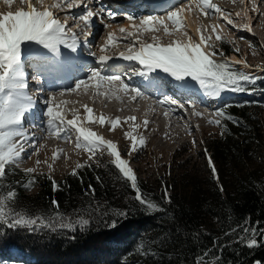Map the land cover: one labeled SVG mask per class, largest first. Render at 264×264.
<instances>
[{
    "label": "snow or ice",
    "instance_id": "snow-or-ice-1",
    "mask_svg": "<svg viewBox=\"0 0 264 264\" xmlns=\"http://www.w3.org/2000/svg\"><path fill=\"white\" fill-rule=\"evenodd\" d=\"M5 5H11L13 0H3ZM22 5L27 6L19 8L15 12L8 11L0 13V182L5 180L8 175V169L15 170L23 159L27 156L30 158L31 153L29 148L38 152L36 148V137L29 133L24 128V123L27 114L33 113L37 99L29 94L28 80L26 78L25 65L28 60L40 52L46 53L41 57L47 62L55 57H62V62L69 69H74L77 72H87L83 77L74 76L75 86H69L65 91L76 92L81 87L85 91L91 89L95 95H117V93H131V99L135 101L138 97L141 99H149L148 96L140 90L138 86H132L126 83L120 74L116 73V67L109 63L114 59V56L108 55L110 46L117 42L118 37L112 32L107 33L104 42L99 45V55L96 52H88V55L95 60L99 67H94L92 64L81 60L79 56H74L78 50L89 43V36L92 35V29L95 25L94 17H99L100 23L105 29L111 28L116 22V14L107 12L103 7L95 8L93 11L86 3V0H55L51 5L45 4L44 0H35L36 7L32 0H20ZM175 10L168 11L166 16L144 15L137 18L134 14H126L127 26L120 25L119 32L125 38H133V42L126 46L125 51H120L115 58L123 59L128 62H136L139 67H133V71L129 75L142 77L146 81L145 87L159 89L165 78L177 84L178 87L185 91H202L205 96L211 98H219L224 92H251L254 91L256 77L246 71L237 69L236 65H243L244 68L250 67L245 60L233 58L231 61L224 58L223 51H212L214 45L208 43L211 36H205L207 27L197 29L199 34V43H194L191 37L186 41H176L162 46L159 43V38L155 35L151 37L152 42H146L142 39L146 33H156L163 31L164 35H173L184 26L183 13L192 11L193 8L205 16H211L219 13V16L226 20L228 25L237 27L232 19L231 13H226L223 9L212 3L211 0H188V3L183 7L173 6ZM69 10L83 8L79 13H72L71 19L76 21L74 25L69 24V19L66 17L63 21L51 9ZM255 11V5L253 7ZM106 14V15H105ZM237 16L240 13H236ZM173 26L171 29L169 23ZM75 27L76 31H73ZM211 31L216 33L219 25H211ZM243 29L252 31L250 24H244ZM81 34L83 39H81ZM187 36V33H183ZM216 41L223 42L220 35L215 36ZM138 45V47H137ZM42 46V47H37ZM61 46L68 51H61ZM203 47H207L209 51H203ZM47 50V52L43 51ZM239 52V48L234 49ZM48 53L53 56L49 57ZM258 71L264 72V68L257 67ZM39 72V70H38ZM163 74V75H162ZM198 86V87H197ZM104 88L102 93L100 89ZM42 91V89H41ZM65 92L52 94L43 102L45 109L42 112H36L32 121L33 127H40L36 124L41 116L46 118V123H43L42 131H46L49 136L56 137L60 140H68V132L75 130L77 149H83L88 153V161L95 163L97 152L103 154L105 151L112 158L110 163L118 170L117 179L123 181L130 186L134 191V202H138L141 207L146 208L150 212L166 211L159 204L152 202L146 198L137 181V176L134 170L129 166V161L122 158L120 151L115 143L104 139L93 131L82 126L76 110L73 109V118L67 119L65 109L62 107L64 103H56V96H63ZM119 99V96H117ZM156 103L161 105L176 104L175 99H170L167 95L163 99H158ZM183 107V105H181ZM192 108L193 115L200 116L199 112L195 111L194 105H189ZM86 122L99 123L101 126L105 124V118L101 115L98 119H93V110L84 105ZM169 111L164 114L169 115ZM214 117H221L232 121L234 124L242 122L231 115H227L222 110L214 112ZM135 121V117L126 118ZM109 131L115 130L120 126V118L111 119L108 121ZM209 124L221 126V119L214 118L208 121ZM148 126V121H144L145 129ZM223 134V132L221 133ZM125 137L131 140L129 154L142 149L146 141L144 138H137L131 133L126 132ZM43 145H41L42 147ZM63 150L58 149L53 151L52 159H59ZM41 162L36 161L39 165ZM47 163V161H45ZM91 163H77L72 169L71 175L77 176L83 182V177L79 176V169L91 167ZM49 169L52 164L47 165ZM99 166V164L97 165ZM208 166L211 169L213 178L219 179L216 167L212 158L208 157ZM26 176L35 172L34 168L23 169ZM48 179H51L49 176ZM100 177L96 180L99 182ZM35 184V178L28 179L22 187L26 190L30 189ZM53 191L59 190V185L52 181ZM223 186L220 185V191H223ZM96 189L89 184L85 190V196L95 198ZM162 199L165 204L171 203V198L168 195L167 189L163 193ZM17 196L15 189L7 191L6 195L0 194V228L9 230L26 229L32 232L49 230L52 233L64 230L75 232L77 230L84 231L90 223V218L93 213H99L103 205L90 203L88 208L91 209L87 213L88 218L79 214L77 210V219L73 223L72 219L64 216L60 211V205L56 200L51 201L52 212L48 215H33L31 213L22 212L17 205ZM102 215H108L107 212ZM117 219L107 223L108 227H116L119 218H126L127 212H116ZM236 235V243L244 245L249 249L259 246L257 236L264 237V229L250 227L246 219L243 224H238L225 233V236ZM3 234H0L2 238ZM141 254L154 256L155 253L149 250H144V245L139 246ZM225 245H221L219 241L213 240V249H205L202 254L195 259V264H209V258L215 261V264H220V255H213L216 248L223 249ZM259 264V262H257Z\"/></svg>",
    "mask_w": 264,
    "mask_h": 264
},
{
    "label": "trees",
    "instance_id": "trees-1",
    "mask_svg": "<svg viewBox=\"0 0 264 264\" xmlns=\"http://www.w3.org/2000/svg\"><path fill=\"white\" fill-rule=\"evenodd\" d=\"M254 77V91L234 93L241 98L219 109L242 123L219 117L223 127L217 126L218 132L204 139L218 180L207 162L206 169L190 162H172L168 175L160 180L137 179L143 195L166 211L150 212L134 202V191L117 179L118 170L110 160L79 169L83 182L68 172L55 180L57 191L42 174L26 176L16 168L8 169L0 182V194L15 189L22 212L51 214V201L56 200L59 211L75 223L77 210L88 218L90 203L103 207L93 213L84 231L0 228V264H195L203 250L213 249V240L225 245L213 252L220 255V264H264L262 237H255L259 246L249 249L235 242V234L225 236L246 219L250 227L264 229V72ZM197 156L204 154L199 150ZM32 177L35 184L26 190L22 185ZM89 184L96 189L94 201L84 194ZM165 188L170 204L162 199ZM105 212L108 215H102ZM116 212L128 215L119 218L116 227H108L107 223L117 219ZM141 244L155 255H142ZM209 264L215 261L209 258Z\"/></svg>",
    "mask_w": 264,
    "mask_h": 264
},
{
    "label": "rangeland",
    "instance_id": "rangeland-1",
    "mask_svg": "<svg viewBox=\"0 0 264 264\" xmlns=\"http://www.w3.org/2000/svg\"><path fill=\"white\" fill-rule=\"evenodd\" d=\"M44 1H46L45 4H48V5L55 2V0H53V2L52 0H44ZM250 1L247 4L248 6H245L243 4V0H211L212 3L216 4L218 7L223 9L226 13H231L232 19L234 20L237 27L228 25L226 23V20H224L223 18L219 16V13H215L211 16H205L201 14L198 9L193 8L192 11L186 10V14L183 13L184 26L179 31H176L173 35H164L163 31H160L156 33H149V34L146 33L144 34L142 39L146 42H152L151 37L155 35L159 38V43L162 46H166L169 43L173 42L174 37H177V38L181 37L183 41L184 39L187 40L188 37H191L192 42L199 43L200 37H199V34L196 33L197 29L207 27V31L204 33V35L211 36V40L208 41V43H211L214 45L212 51H217V52L222 51L221 47H218V45L221 43H227L228 47H230L232 51H235L234 49L239 48V52L235 51L236 55H229V60H232L233 57L235 59L245 60L250 67L243 68V65H240V67H242L245 70H253V71L256 70L257 74L261 73V71L258 72L257 67L259 66L260 68H264V9L262 8L261 4H259L258 10L254 11L253 10L254 4H252ZM32 2H34L33 4L36 7L38 8L40 7L38 4H35L34 0H32ZM162 2L163 1H158L157 4L160 6L161 10L166 9L162 13V15L163 14L165 15L167 14L168 11L175 10L173 6L183 7L185 4L188 3V0H165L163 4H160ZM17 3H20V0H13L12 4H17ZM263 5H264V2H263ZM6 6H10V5H5L3 3V0H0V7H1L0 13L8 12L7 10L4 9ZM255 7H256V4H255ZM51 10L54 13L55 12L57 13L55 8ZM236 13H240V15L237 16ZM56 15L59 17L58 14ZM124 21H126V19L125 18L122 19V17H120L119 19L116 20L115 22L116 24L115 23L112 24L113 26H115L114 28L115 30L118 29L116 31L112 29L107 30L103 26L102 27L99 26L97 23H95L96 26L94 25V28L91 31L96 34V38H95L97 39L96 43L97 42L103 43L109 30L110 31L112 30V32L118 37V40L113 45H111L110 49L108 50V55L114 56V59L109 61V63L114 65L117 70H128L129 69L132 72L133 67H129V64H132L134 67H139V65H137L136 62H128L120 58H115L118 56V53L120 51H125L126 46L133 42V38L131 37L125 38V36L119 32V28H116L117 25L120 26V24L122 23L124 24ZM126 23L128 22H125V24ZM168 23L171 29L173 26L171 25L170 22ZM190 23H191V26H193L195 30L194 33L196 35L192 31V28L190 27ZM246 23L252 26L251 32H249L246 29H243L242 26ZM195 25L197 27L196 29H195ZM211 25H219L216 33L222 36L223 42L216 41L215 39L216 34L215 35L210 34L212 32L211 27H210ZM185 32L187 33V36L183 34ZM231 39H234L233 42L231 41ZM37 47H42V46H37ZM94 47L95 48H93L91 52H96L99 55L100 54L99 46L96 44ZM202 50L205 52L209 51L207 47H203ZM61 51L63 52L62 46H61ZM41 54H42L41 56L35 55L34 57L30 58L27 63H32L36 68H40V69H43L44 66L46 67V65L49 64L50 65L49 70L51 71V74H52V71H55V73L58 75L57 79L54 77L52 80L56 79L58 80V83L60 81L62 84H66L67 82H65L64 80L66 76V72L65 70H63L64 67H60V64H58V59L54 58V61L53 59H49L45 63V61H43L41 57L45 56L46 54L43 52ZM50 55L51 53H48L49 57ZM96 67H99V65H97ZM256 72H253V73H256ZM46 75L49 76V73H46ZM76 75L77 74L75 73L74 74L72 73V75H70L69 79H70L71 85L75 84V80L72 78ZM122 76L123 75H121V77ZM131 77L132 79L139 80L143 84L146 83V81H144L142 77H139V76L137 77L131 76ZM57 87H59V85H57ZM60 87H62V85ZM166 87L177 91L178 94L186 98H190L191 96L197 95V94H200V95L203 94L202 91H193V92L185 91L183 88L178 87L177 84L171 80V78H165L164 83L160 88L165 89ZM60 92H56V93L58 94ZM84 92L86 93V91ZM71 94L75 95L74 97L76 98L71 97L72 96ZM71 94L65 93L61 97H64L67 99L80 98V96H78L79 94L78 95L76 93L75 94L71 93ZM93 95L96 97L95 94ZM146 96L151 97L149 95H146ZM152 96H153L152 98H149L150 100L155 99V96L154 95ZM207 100L211 103L216 100L222 103V102L231 100V98H228L226 96V93H224L219 98L209 97ZM119 102L117 103L118 104L124 103L123 101H119ZM106 104L107 105H105L104 107H101V106L99 107L97 105H92L89 107L93 111H97L99 109V112H100V111H103L104 109H107V106L111 108L112 105H110L109 102ZM113 105H114V102H113ZM166 105L169 106L168 104ZM171 107L174 108L175 110L178 109L174 105H171ZM44 109H45V106H44ZM123 109L121 113L123 115L124 114L129 115L131 113L136 114L135 112H131L132 110H128L127 106H125ZM80 111L85 112V109H81L78 112ZM195 111L199 112L198 110H195ZM215 111L216 109L208 107L207 111L205 112L207 113L206 118H208L206 121L203 118V116L193 115V112L190 113V116L185 115L186 116V119H185L181 111H179V113L175 111L176 114H174V117L172 115L170 118V116L168 115V120L173 121L172 125L170 126L166 125V122H168V120H166L163 115H160V117L155 116L151 119L152 127H149L147 129L142 128L139 130L138 129L132 130L131 128V124L133 125L132 122H129L127 125L120 124V126H118L117 128H115V130H112V131H109V129L107 130V128L102 129L98 125L93 128L91 127L89 128L83 123L82 126L93 131L97 135L102 136L104 139L110 140L113 143H115L118 147V150L121 153L122 158L129 161V166L134 170L137 176V179L147 180L148 182H151V181L153 182L156 180H160V178H162L164 175L165 176L168 175V169H169L168 167L170 165L172 166V162H174L173 165H176L179 162H184V163L190 162V164H194V167H197L199 169H206L205 165H206V162L208 163L209 154L206 153L205 151V145H204L205 140L204 139L205 137H208L211 134H215L218 132V127L216 125H212L208 123L209 120L218 118V117H214ZM65 116L67 119L73 118V115L72 116L65 115ZM81 116L82 114H80V117ZM103 117L105 118V121L108 125H109L108 121L113 119L108 116H103ZM196 117H198L199 119L194 121ZM262 117L264 118V113H262ZM44 119H45L44 123H46V118L44 117L43 120ZM80 121L84 122V120L81 118H80ZM172 126L174 127L173 128L174 130L172 129ZM115 131H117L118 132L117 134H120L121 137L117 136ZM126 132L131 133L132 135L136 136L138 139L141 137L144 138L146 143L143 146V148L138 149L136 152H132L131 154H129V148L132 142L130 139H127L125 137ZM123 137L125 139H123ZM52 138H54L55 140L57 139L56 137H52ZM42 139H40L38 144H36V148L38 149V152L29 148L30 149L29 151L33 154H31L30 158L26 156L23 159V161L20 163L21 166L18 165L16 166V168L22 171L23 169H26V168H34L35 169L34 174H44L48 177L50 176L51 179L56 180L58 178L63 177L68 171L72 170L77 163H80V164L84 162L89 163L88 161L89 154L86 153L83 149H78L79 151L74 154L73 152H71L70 157H68L69 160L65 159L63 161V159H59L57 162H55L52 159L53 152L50 150L44 149V145H45L44 143H43V148H41ZM61 141L62 140L58 141L59 145ZM51 143H55V142H51ZM199 150L201 153L205 154L203 158L197 156V152H199ZM62 155L60 157H62ZM108 158H111V157L110 155L107 154L106 151L103 154L97 152V156L95 157V160L96 161L103 160V159L106 160ZM37 160L41 162L39 165L36 164ZM45 161H47V163H45ZM48 164H52L51 169H49V167L47 166ZM34 191L35 189L31 190L30 193H33ZM262 241H264V237H262Z\"/></svg>",
    "mask_w": 264,
    "mask_h": 264
},
{
    "label": "bare ground",
    "instance_id": "bare-ground-1",
    "mask_svg": "<svg viewBox=\"0 0 264 264\" xmlns=\"http://www.w3.org/2000/svg\"><path fill=\"white\" fill-rule=\"evenodd\" d=\"M35 1V0H34ZM122 1V0H121ZM250 0H243V3H244V5L245 6H248L247 4H248V2H249ZM254 1V2H253ZM257 1V0H256ZM255 0H251L250 2L252 3V4H256V10H258V8H259V4H260V2H256ZM264 1V0H263ZM15 2V1H14ZM44 2H46V1H44ZM52 2H53V0H52ZM92 2V1H91ZM256 2V3H255ZM34 3V2H33ZM49 3V2H48ZM263 4V3H262ZM51 5V4H50ZM243 5V6H244ZM2 6V5H1ZM21 7H24L25 8V10H27V6L25 5H23L22 6V4L21 3H17V4H12V5H10V6H6L4 9L5 10H7V11H12V12H15L16 10H18L19 8H21ZM1 8V7H0ZM262 8L264 9V5H262ZM54 9V8H53ZM65 9V8H64ZM64 9H56V11H58V15H60L61 13H63L64 12ZM72 10H74V11H77V13H79V12H81V8H76V9H72ZM71 10V11H72ZM262 10V9H261ZM261 10H259V11H261ZM60 12V13H59ZM73 12V11H72ZM257 12V11H256ZM4 13H6V12H4ZM56 13V12H55ZM160 14H161V12H160ZM158 15V16H166V14L164 15ZM184 14H186V11L184 12ZM189 14V13H188ZM187 14V15H188ZM123 15H125V14H123ZM143 15H140L139 17H142ZM184 16H186V15H184ZM139 17H137V18H139ZM188 18V17H187ZM194 19H196V18H194ZM64 20V19H63ZM62 20V21H63ZM188 20V19H187ZM125 22H127V20L126 21H124V24L122 23V24H120V25H124V26H127L126 24H125ZM191 23H193V22H191ZM191 23H190V27L192 28V31H193V33H194V28H193V26H191ZM70 24V23H69ZM116 24V23H115ZM96 26V25H95ZM115 28V26H113L112 25V27L111 28H108V29H112V30H115L114 29ZM116 28H119V25H117V27ZM197 27H196V25H195V29H196ZM107 29V30H108ZM199 29V28H198ZM111 30V31H112ZM116 30H118V29H116ZM115 30V31H116ZM110 31V30H109ZM102 32V31H101ZM93 33V32H92ZM196 33H198V32H196ZM149 34V33H148ZM195 34V33H194ZM211 34H213V33H211ZM196 35V34H195ZM91 36V35H90ZM89 36V37H90ZM96 36V35H95ZM174 40H176V41H181V42H183V40H182V38L180 37V38H177V37H174L173 38ZM184 41H186L185 39H184ZM195 43V42H194ZM62 48H63V46H62ZM95 48V47H94ZM43 51H45V52H47V50H43ZM63 51H68L67 49H64L63 48ZM42 52H40L39 54H37V55H39V56H41L42 54H41ZM46 54V53H45ZM36 55V56H37ZM53 56V54L51 53V55H50V57H52ZM56 59H58V64H60V67H64V69L63 70H65V72H66V76H65V78H64V76H63V78H64V80H65V82H67V86L65 87L64 85H62V87H58L57 88V90L56 89H54V88H47L46 87V89H43L42 91H41V89L42 88H44L43 86H42V84H41V82L39 83L38 81H35V82H33L32 84H31V86H29V88H28V92H29V94L30 95H32L33 97H35L36 99H37V105H36V107L37 106H39V104H43V105H45L44 104V100L48 97V96H50V95H52V94H57L56 92H65V93H68V94H71V93H76L78 96H80V98H77V99H74V98H76V97H74L75 95H73V94H71L72 96L71 97H74V98H70V99H67V98H64V97H61L60 95H57L56 96V103H60L61 101H63L64 103L62 104V107L65 109V115H69V116H72L73 115V112H72V110L73 109H75L76 110V113L79 111V110H81V109H84V105H87V107L88 108H90L89 106H92V105H97V106H101V107H104L105 105H107L106 103H110V105H112L111 106V108H109L108 106H107V109H104L103 111H100L99 112V109L97 110V111H93V119L95 120V119H98L99 117H100V115H103V116H108V117H110V118H113V119H115V118H117V117H119L120 118V121H121V124H125V125H127L129 122H132L133 123V125L131 124V128H132V130L133 129H142V128H144L145 129V127H144V121L145 120H147L148 121V126H147V128H149V127H152V123H151V119L153 118V117H155V116H158V117H160V115H163L164 117H165V119L166 120H168V115L166 116L164 113L166 112V111H169V109H171L172 107L169 105V106H167L166 104H164V105H160V104H158V103H156V101L158 100V98L160 99L161 97H160V95H159V97L158 98H155L154 100L153 99H147V100H145V99H141V98H137L135 101H133L132 99H131V93H127V94H125V93H117V95H109V96H105V95H98V97H97V95H96V97L93 95L94 94V92L91 90V89H89L88 91H86V93L87 92H89L90 94H91V96H90V94L89 93H85L84 91V88L83 87H81L80 89H78L76 92H67V91H65L66 90V88H68L69 86H71V87H74L75 85H71L70 84V75H71V73L73 72V69H69L67 66H65L64 64H63V62H62V57H55ZM234 58V57H233ZM40 61V60H39ZM53 61H54V59H53ZM52 61V62H53ZM52 62H50V63H52ZM46 63V62H45ZM54 63V62H53ZM47 65H49V64H47ZM38 66V65H37ZM121 67V66H120ZM119 67V68H120ZM244 68V67H243ZM40 69V68H39ZM45 70H49L50 69V67L48 66V68H44ZM127 69V68H126ZM129 70V69H128ZM245 70V69H244ZM247 72H250V73H253V72H256V70H246ZM64 72V73H65ZM259 72V71H258ZM57 73H58V71H57ZM129 73H131V71L129 70ZM257 73V72H256ZM31 74V73H30ZM52 74L53 75H55L56 73H55V71H52ZM259 74V73H258ZM85 75V73H81V74H78V75H76V76H78V77H83ZM58 75L56 74V79L58 78L57 77ZM29 77V74L26 72V78H28ZM135 77H137V76H135ZM56 79H54L56 82H57V80ZM139 79V78H138ZM34 80H37V79H34ZM34 84H36L37 86H35ZM73 84V83H72ZM36 87L38 88V91L37 92H34V90L36 89ZM105 91V89L104 88H101L100 89V92H104ZM37 93V94H36ZM89 95V96H88ZM145 95V94H144ZM156 95H157V93H156ZM83 97V99H82V97ZM117 96H119V99H117ZM39 97V98H38ZM149 98H152V97H149ZM129 101V103H128V101ZM39 101V102H38ZM41 101V102H40ZM80 101V102H79ZM119 101H123L124 103V105L123 104H118L117 102H119ZM113 102H114V105H113ZM116 102V103H115ZM112 103V104H111ZM120 103V102H119ZM109 105V106H110ZM131 105H133V106H131ZM125 106H127V109L128 110H132L131 112H135L136 114H129V115H123V114H121L122 113V111L124 110L123 108L125 107ZM178 108H180V111L182 110L183 111V109L180 107V106H177ZM39 107H37V109H38ZM123 109V110H122ZM39 110H40V108H39ZM44 109H42V111H43ZM176 111V110H175ZM181 111V112H182ZM97 113H98V115H97ZM119 113V114H118ZM80 114H82V116L80 117ZM174 114H176V112H173L172 110L169 112V116H170V118H171V116L173 115V117H174ZM28 115V118H26V120L27 121H25V123H24V128L26 129V131H28L29 133H31V134H34L35 135V137H36V144H38V142L40 141V139H42V138H47L48 140H50V142H55V143H53L54 144V146H58L59 145V140L60 139H54V138H52V136H49L48 135V133L46 132V131H42L41 130V128L43 127V123H40V124H38V123H36L37 125H40V127H33L32 125H31V121H32V119H33V117H34V113H29V114H27ZM77 115L79 116V118H81V119H83L84 120V118H85V115H86V113L85 112H82V111H80V112H78L77 113ZM129 117H135V121L133 122L132 120H128V122L127 123H125L124 121L126 120V118H129ZM183 117L186 119V116L183 114ZM178 120V119H177ZM165 122V121H164ZM87 127H91V128H93V127H95V126H100V128H102V129H105V128H107V130L109 129V127H110V125H108L106 122H105V124L103 125V126H101L99 123H95V122H86L85 120H84V122H83ZM83 123H82V125H83ZM93 124H94V126H93ZM173 124V121H171V120H168V122H166V125H168V126H170V125H172ZM130 126V125H129ZM155 126V125H154ZM146 128V129H147ZM174 127L172 126V129H173ZM174 130V129H173ZM137 131V130H136ZM115 133H116V135L117 136H120V134H117L118 132L117 131H115ZM121 137V136H120ZM123 139H125L124 137H123ZM45 145H46V142L44 143ZM52 144V145H53ZM44 145V148H46L47 146H45ZM60 145H61V143H60ZM48 150H51V149H53V148H51V146L49 145V147L47 148ZM58 149H62L60 146H58V148H56L55 150H58ZM30 150V149H29ZM19 166H21L20 164H19Z\"/></svg>",
    "mask_w": 264,
    "mask_h": 264
}]
</instances>
